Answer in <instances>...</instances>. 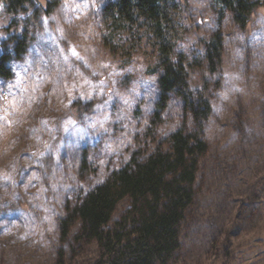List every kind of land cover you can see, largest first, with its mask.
<instances>
[{
	"label": "rangeland",
	"instance_id": "rangeland-1",
	"mask_svg": "<svg viewBox=\"0 0 264 264\" xmlns=\"http://www.w3.org/2000/svg\"><path fill=\"white\" fill-rule=\"evenodd\" d=\"M39 1L47 11L27 27L28 51L0 83V264H90L93 246L70 252L56 220L75 189L140 150L135 138L152 125L156 76L148 53H111L94 9L105 0ZM214 5L181 0L178 10L179 52L199 56L200 42L217 35L222 60L193 205L171 264H264V5L245 29ZM7 15L0 0V39L14 31ZM198 74L189 71L192 87ZM175 100L154 120L157 140L181 118Z\"/></svg>",
	"mask_w": 264,
	"mask_h": 264
},
{
	"label": "trees",
	"instance_id": "trees-1",
	"mask_svg": "<svg viewBox=\"0 0 264 264\" xmlns=\"http://www.w3.org/2000/svg\"><path fill=\"white\" fill-rule=\"evenodd\" d=\"M35 1L41 8L33 7L31 0H3V12L15 27L0 39V83L11 79L15 61L27 53L29 25L47 11ZM180 4L181 0H105L94 6L114 56L129 58L139 49L150 55L157 100L152 125L141 140L135 138L140 150L64 200L63 214L56 220L61 243L70 252L92 245L90 264H171L180 248L182 223L193 205V187L207 149L203 129L213 109L211 96L219 86L222 60L217 35L200 42L199 56L179 52ZM261 5L259 0H215L214 7L226 11L235 27L245 29ZM194 67L200 77L192 87L189 71ZM170 99L177 100L181 118L157 140L154 120ZM56 255L59 263L63 254Z\"/></svg>",
	"mask_w": 264,
	"mask_h": 264
}]
</instances>
